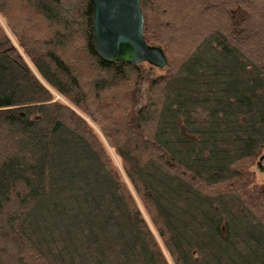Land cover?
Returning a JSON list of instances; mask_svg holds the SVG:
<instances>
[{
    "label": "trees",
    "instance_id": "1",
    "mask_svg": "<svg viewBox=\"0 0 264 264\" xmlns=\"http://www.w3.org/2000/svg\"><path fill=\"white\" fill-rule=\"evenodd\" d=\"M141 6L166 67L0 0V264H264V0Z\"/></svg>",
    "mask_w": 264,
    "mask_h": 264
},
{
    "label": "water",
    "instance_id": "2",
    "mask_svg": "<svg viewBox=\"0 0 264 264\" xmlns=\"http://www.w3.org/2000/svg\"><path fill=\"white\" fill-rule=\"evenodd\" d=\"M92 28L97 52L109 60L148 62L163 68L168 57L161 45L147 42L141 0H92ZM264 154L260 155V164Z\"/></svg>",
    "mask_w": 264,
    "mask_h": 264
},
{
    "label": "rangeland",
    "instance_id": "3",
    "mask_svg": "<svg viewBox=\"0 0 264 264\" xmlns=\"http://www.w3.org/2000/svg\"><path fill=\"white\" fill-rule=\"evenodd\" d=\"M0 21L2 23H5L4 17L1 15H0ZM16 43H17V41H16ZM115 157L117 159V156H115ZM252 169L255 170L257 180L260 182H264V159H263V161H261L260 164H257V162H256L254 165H252Z\"/></svg>",
    "mask_w": 264,
    "mask_h": 264
}]
</instances>
